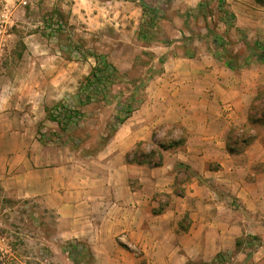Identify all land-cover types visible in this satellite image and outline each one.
Returning a JSON list of instances; mask_svg holds the SVG:
<instances>
[{"label": "crops", "instance_id": "obj_1", "mask_svg": "<svg viewBox=\"0 0 264 264\" xmlns=\"http://www.w3.org/2000/svg\"><path fill=\"white\" fill-rule=\"evenodd\" d=\"M35 8L33 0H0V180L10 194L38 200L55 216L57 238L85 242L95 264H205L219 254L232 264H264V125L248 114L263 70L236 71L213 57L168 58L141 105L84 161L37 138L42 115L18 101L24 92L14 84L23 76L6 71L8 39ZM105 11L95 16L111 17ZM165 125L185 130L186 139L160 147L155 166L146 161L151 149H139L165 137ZM239 125L255 133L240 148L231 141ZM122 231L127 247L117 241ZM246 238L258 249H247Z\"/></svg>", "mask_w": 264, "mask_h": 264}, {"label": "rangeland", "instance_id": "obj_2", "mask_svg": "<svg viewBox=\"0 0 264 264\" xmlns=\"http://www.w3.org/2000/svg\"><path fill=\"white\" fill-rule=\"evenodd\" d=\"M78 1L80 12L74 11L77 0H33L40 9L18 19L17 37L8 39L6 71L22 75L24 80L14 84L24 92L18 101L32 109L33 115H42L37 138L56 152L93 161L119 120L141 105L145 86L172 56L213 57L226 64L234 62L233 70L252 74L260 69L264 74V52L258 53L257 48L259 42L264 50V0ZM143 1L165 14L156 28L147 29L153 33L147 40L138 38L144 22ZM200 3H204L202 8ZM103 8L111 11V17L95 16ZM116 11L121 15L114 17ZM31 32L38 34L37 39L27 37ZM97 57L112 63L119 74L104 93L87 100L81 84ZM33 86L44 94H36ZM248 112L249 117L264 119V82ZM55 116L63 123L54 120ZM162 128L165 137H155L150 146L139 149L142 153L151 149L146 159L151 163L159 162L160 144L186 139L181 128ZM254 134L251 127L239 125L234 127L231 141L240 148ZM135 159L143 160L142 156ZM54 223L55 216L38 200L16 198L0 180V236L6 237L12 248L6 256L0 255V264H95L87 244L77 239L59 240ZM127 238L126 231L117 235L125 247ZM245 240L247 249H258L257 240ZM233 262L231 256L205 264Z\"/></svg>", "mask_w": 264, "mask_h": 264}, {"label": "trees", "instance_id": "obj_3", "mask_svg": "<svg viewBox=\"0 0 264 264\" xmlns=\"http://www.w3.org/2000/svg\"><path fill=\"white\" fill-rule=\"evenodd\" d=\"M125 1H136V0H125ZM204 6V3L199 4V8H202ZM142 9H143V18L144 22L138 32V38L147 40L149 38H152L153 33L149 30L148 28H156L159 20L165 18V14H161L159 9L151 4H148L147 2L143 1L142 2ZM259 52H264L263 48L260 46V43L257 42ZM192 57V56H189ZM261 57H264L262 55ZM227 66L230 67L231 69L235 68L234 62H227ZM119 74V70L110 62L106 60H102L101 57L96 58V65L93 67L92 72L86 77L84 82L81 84V92L84 94V98H87V100H90L92 97H94V94L97 93H104L107 89V85L113 83L114 81L117 80V75ZM93 94V95H92ZM128 112L127 114H129ZM129 115H126L124 118L119 120V123L123 122ZM251 123L254 124H262L264 125V119L262 117L256 118L252 114L249 117ZM54 120H56L59 124L63 123L58 116L54 117ZM254 139L253 137H249L248 140L245 141L246 145L250 143ZM185 142V138L179 140V141H173L171 144H160V147L162 149H168L169 147H174L181 145ZM235 144H237L235 142ZM239 145V144H237ZM233 151V150H231ZM161 160H162V154L159 152V162L154 163L155 166L161 165ZM224 257V254H219L217 257L216 261L222 260Z\"/></svg>", "mask_w": 264, "mask_h": 264}, {"label": "built area", "instance_id": "obj_4", "mask_svg": "<svg viewBox=\"0 0 264 264\" xmlns=\"http://www.w3.org/2000/svg\"><path fill=\"white\" fill-rule=\"evenodd\" d=\"M124 240V238H122ZM12 251L11 245L6 237L0 236V255L2 257L6 256Z\"/></svg>", "mask_w": 264, "mask_h": 264}]
</instances>
